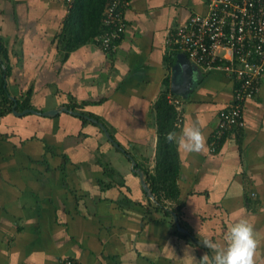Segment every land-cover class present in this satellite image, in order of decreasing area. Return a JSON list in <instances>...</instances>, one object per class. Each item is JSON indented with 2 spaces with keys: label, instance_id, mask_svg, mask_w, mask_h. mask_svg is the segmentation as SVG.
<instances>
[{
  "label": "crops",
  "instance_id": "1",
  "mask_svg": "<svg viewBox=\"0 0 264 264\" xmlns=\"http://www.w3.org/2000/svg\"><path fill=\"white\" fill-rule=\"evenodd\" d=\"M207 1L130 0L121 40L103 51L95 37L106 30L104 11L92 20L85 4L71 11L66 0H0L10 95L28 98V108L40 112L91 101L79 110L92 113L112 138L90 118L83 123L63 111L0 116V264H59L65 257L80 264H191L186 246L197 260L213 255L197 241L223 243L241 218L254 225L256 261L264 264V73L244 103L245 125L211 152L234 81L189 61L185 70L167 42L177 25L207 10ZM164 94L182 101L183 121L173 130L198 122L206 134L199 154L173 144L183 203L178 222L151 205L135 171L145 180L155 172L157 123L173 114L161 104ZM175 201L164 198L168 208Z\"/></svg>",
  "mask_w": 264,
  "mask_h": 264
},
{
  "label": "built area",
  "instance_id": "2",
  "mask_svg": "<svg viewBox=\"0 0 264 264\" xmlns=\"http://www.w3.org/2000/svg\"><path fill=\"white\" fill-rule=\"evenodd\" d=\"M74 0H66L70 6ZM130 0H106L105 31L95 37L103 51L116 48L126 28L125 9ZM167 42L187 60L205 71H221L234 81L231 101L220 109L209 140L215 152L226 136L245 125L244 103L255 97L264 73V0H208L204 13H194L177 25ZM176 110L175 126L183 121L182 101L169 94ZM59 264H80L59 258Z\"/></svg>",
  "mask_w": 264,
  "mask_h": 264
},
{
  "label": "trees",
  "instance_id": "3",
  "mask_svg": "<svg viewBox=\"0 0 264 264\" xmlns=\"http://www.w3.org/2000/svg\"><path fill=\"white\" fill-rule=\"evenodd\" d=\"M67 3V2H66ZM85 4L89 5L90 15L92 20H101L102 11H104V7L106 4V0H74L71 4L70 10L73 11L77 4ZM100 17V18H99ZM101 30L98 28L96 33H92L88 38H93L96 34H98ZM80 33L77 34L79 37ZM11 70V66L9 64V51L7 45L3 38L0 36V116H3L12 111V107L14 101L10 99V92L7 86V78L9 76V72ZM17 109H25L30 105L29 99H23L21 102L16 99ZM91 101H81L79 104H72L70 107L75 109L84 108L87 104H90ZM161 104H166L168 108L166 110L172 111L173 114L169 115L164 120H158V145H157V154H156V169L152 174H146V180L149 183V187L154 194V202L151 203L154 208L157 210L163 211L164 215L167 217H171L172 213H176L177 216L180 214V209L182 208V201L178 199V187L176 184V174H177V155L174 151L173 144H169L165 140L166 134L169 132L168 130H173L176 128L175 120H176V111L174 110L173 105H171L167 101L166 94L161 97ZM79 107V108H78ZM79 118L83 123L89 121V118L93 116L92 113L86 112L83 109L78 112ZM168 130H167V128ZM164 198H171L176 200V205L171 206L170 208L166 207L164 204ZM187 237V234L184 235Z\"/></svg>",
  "mask_w": 264,
  "mask_h": 264
},
{
  "label": "clouds",
  "instance_id": "4",
  "mask_svg": "<svg viewBox=\"0 0 264 264\" xmlns=\"http://www.w3.org/2000/svg\"><path fill=\"white\" fill-rule=\"evenodd\" d=\"M165 140L188 154L202 153L206 147V134L198 122L188 124L179 131H169ZM201 241L203 246L214 254L210 256L205 253L197 260L192 255L194 249L188 245L184 256L191 264H257L256 255L260 240L257 239L254 225L247 218H241L229 225L223 243L211 238Z\"/></svg>",
  "mask_w": 264,
  "mask_h": 264
},
{
  "label": "water",
  "instance_id": "5",
  "mask_svg": "<svg viewBox=\"0 0 264 264\" xmlns=\"http://www.w3.org/2000/svg\"><path fill=\"white\" fill-rule=\"evenodd\" d=\"M177 58H178V61L182 64V66H183V68H184L185 70H187V69L190 68V67H189V63H188V60H187V58H186V56H185L184 53H181V52L178 53ZM188 71H189V70H188ZM187 76H188V75L186 74V81L188 82V81H190V80L187 78ZM182 90H183V88H181V87H180V88H176V89H175V87L173 88V91H174V92H178V91H182ZM10 99H12V100L14 101L13 108H12V112H13L14 114H18V115H21V114H25V113H27V112H30V113H35V114H42V115H44V116H53V115L57 114V113L60 112V111L68 112V113H70V114H72V115H78V114H79L78 112H76V111H74V110H72V109H69V108H67V107H65V106H62V107H59V108H55V109H51V110H46V111H43V112H40V111L35 110V109H30V108H26V109H24V110H22V111L19 112V111H17L16 108H15V106H16V104H17L15 97H13V96L10 95ZM90 120L93 121V122H95V123H97V124L101 127V129L104 131V133H105V135L107 136V138H108L110 141H112V138L109 136V133H108V131L106 130V127L103 125V123L98 122V121H96V120L93 119V118H90ZM114 145L117 146V144H116L115 142H114ZM131 163H132V165L135 164V161H134L132 158H131ZM135 171H136V173L139 175L140 182H141V184H142L143 189H144L145 192H146V195H147L149 198H151L152 200H154V194L152 193V191H151L149 185L147 184V182H146V180H145V178H144V173H143V171H141V170L138 169V168H135ZM173 218H174V221H175V222H178L177 215H176L175 213H173ZM177 226H178V229H179V230H181V231H185V229H182V228L179 226V224H177ZM197 242H199L201 245H203L200 241H197Z\"/></svg>",
  "mask_w": 264,
  "mask_h": 264
},
{
  "label": "rangeland",
  "instance_id": "6",
  "mask_svg": "<svg viewBox=\"0 0 264 264\" xmlns=\"http://www.w3.org/2000/svg\"><path fill=\"white\" fill-rule=\"evenodd\" d=\"M10 97V96H9ZM121 157V156H120Z\"/></svg>",
  "mask_w": 264,
  "mask_h": 264
}]
</instances>
